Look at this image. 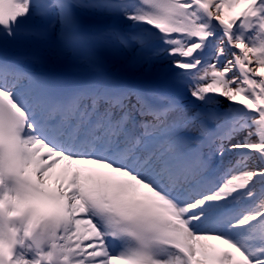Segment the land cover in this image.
Listing matches in <instances>:
<instances>
[{
    "label": "snow or ice",
    "instance_id": "1",
    "mask_svg": "<svg viewBox=\"0 0 264 264\" xmlns=\"http://www.w3.org/2000/svg\"><path fill=\"white\" fill-rule=\"evenodd\" d=\"M77 8L119 9L135 24L158 30L171 46L169 55L179 57L173 65L195 81L192 97L206 104L223 97L229 111L246 117L216 137L218 156L239 152L243 160L205 187L201 145L181 134L200 114L168 122L179 105L155 92L88 86L63 98L38 93L30 102L15 85L0 82V178H16L17 197L27 192L57 208L34 221L31 244L40 264H54V255L64 264H264V202L235 215L227 211L253 197L255 184L264 185V0H139L132 11L111 0H0V36L14 37L33 10L44 17L55 9L59 38L81 41ZM217 29L222 36L216 58L202 74L188 72L203 65L200 54ZM229 50L231 58L221 66L219 58ZM234 70L238 74L230 75ZM0 72L37 79L6 61ZM130 96L136 97L132 108L153 118L139 123L140 134L132 130L137 125L126 104ZM149 97L166 103L156 107ZM101 104L107 105L103 111ZM37 108L47 109L46 121ZM114 110L122 111L117 116ZM253 128L225 148L224 141ZM198 133L210 134L203 122ZM252 153L262 166L234 172ZM35 262L15 254L8 264Z\"/></svg>",
    "mask_w": 264,
    "mask_h": 264
},
{
    "label": "clouds",
    "instance_id": "2",
    "mask_svg": "<svg viewBox=\"0 0 264 264\" xmlns=\"http://www.w3.org/2000/svg\"><path fill=\"white\" fill-rule=\"evenodd\" d=\"M23 175L27 177L28 172L25 171ZM7 178H14L17 188L14 195L10 194L8 190L0 192V264H8L13 259L16 254V246L20 243L17 241L19 229L13 221L27 217L24 235L32 240L34 221L46 219L57 211L55 205L37 195L25 192L22 196L17 197V189L20 186L14 176L8 175L0 178V187H5L4 180ZM29 247L35 249L37 245L32 243ZM50 259L53 260L54 264L58 259H60V264H64L62 258L57 255ZM35 264H40L39 256Z\"/></svg>",
    "mask_w": 264,
    "mask_h": 264
},
{
    "label": "rangeland",
    "instance_id": "3",
    "mask_svg": "<svg viewBox=\"0 0 264 264\" xmlns=\"http://www.w3.org/2000/svg\"><path fill=\"white\" fill-rule=\"evenodd\" d=\"M128 11H132V9H127ZM123 55L125 53H122ZM122 54L119 55V57L122 59ZM158 61H154L153 62V65H155ZM159 64V63H158ZM158 64L156 65V67H158ZM200 74H202V70L200 71ZM16 81V80H15ZM195 83L194 80L190 79L189 78V75H188V78H187V84H183L182 82V88L185 89V93H184V104L183 105H179V109L176 110V111H173L171 112V116H173V120L172 121H181L184 117H186L188 115V113L191 112V108H192V105L194 107V104L196 101H198L197 99H195L194 97L191 96V92H190V86H192L193 84ZM200 83H204L203 81L200 82ZM19 86H26L25 85V82L24 80H21L20 82H18V85L17 87ZM134 103L132 102L131 105H133ZM193 109V108H192ZM140 122H138L137 124L139 125ZM130 127V125H129ZM253 131L254 132V128L253 129H245L244 131H240L239 133H237L234 138L230 141H224V146L225 148L228 147L229 144L231 143H235L237 139H241L243 136H245L247 134V131ZM188 133H190L188 131ZM183 136H185V131L181 133ZM253 139H258V137L256 136H253ZM221 143V142H220ZM227 156V155H226ZM224 156L223 158H221L220 156L217 155V148H215L212 153H211V160L213 161V166L217 169L218 166H220L223 162H224V158L226 157ZM243 160V159H241ZM236 162L233 164L235 165ZM231 165V167L233 166ZM240 168V170H245V169H248V170H253L254 169V166L253 165H250V162L247 160L246 162L242 163L240 166H238ZM225 171L222 172V176L225 174L226 170L227 169H224ZM261 185L258 184L256 185L255 187L258 189ZM258 192V191H257ZM255 193V192H254ZM264 199V196L263 198ZM252 209V208H251ZM250 210V209H249ZM202 226V225H201ZM116 246V249L119 250L121 245L120 243L119 244H115Z\"/></svg>",
    "mask_w": 264,
    "mask_h": 264
},
{
    "label": "bare ground",
    "instance_id": "4",
    "mask_svg": "<svg viewBox=\"0 0 264 264\" xmlns=\"http://www.w3.org/2000/svg\"><path fill=\"white\" fill-rule=\"evenodd\" d=\"M54 30H55V32L58 33V30H59V23L58 22L55 23ZM43 50L46 51V52H50V49H48V48H45ZM5 82H7V84L9 86L11 85L10 81H5ZM33 89H34V87L32 85V88L29 91L27 89H18L16 91L22 94V98L30 100V99H34L36 97V95L39 93L38 91L34 92ZM172 117L173 116H170L167 119V121L171 122L173 120ZM234 153L235 152H233V153H231V154H229V155H227L225 157L224 161H226V162L223 165L219 166V171L222 170V169H229L230 166L233 165V163L236 162L238 158L240 159V157L239 156H235ZM256 165H257V163H256ZM233 171L234 172H238V171H242V170H240L239 167H236V168L233 169ZM263 193H264V191L260 195L254 196V198L256 197L255 200H253V202H255V203L251 205L252 207L250 206L251 208H254V207L258 206L261 202H264V199H262V197L264 196ZM239 203H240L239 206L243 208L242 211H247L250 208V207L249 208L247 207L249 205V203H250V198H245V199L241 200ZM251 208H250V210H251Z\"/></svg>",
    "mask_w": 264,
    "mask_h": 264
}]
</instances>
